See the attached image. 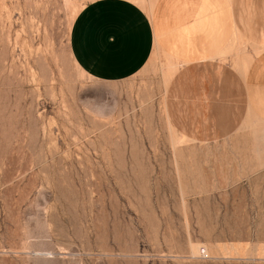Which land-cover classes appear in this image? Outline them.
I'll return each mask as SVG.
<instances>
[{
	"label": "rangeland",
	"instance_id": "1",
	"mask_svg": "<svg viewBox=\"0 0 264 264\" xmlns=\"http://www.w3.org/2000/svg\"><path fill=\"white\" fill-rule=\"evenodd\" d=\"M83 4L0 0V264H264V126L186 137L159 60L91 78Z\"/></svg>",
	"mask_w": 264,
	"mask_h": 264
},
{
	"label": "crops",
	"instance_id": "2",
	"mask_svg": "<svg viewBox=\"0 0 264 264\" xmlns=\"http://www.w3.org/2000/svg\"><path fill=\"white\" fill-rule=\"evenodd\" d=\"M71 54L91 78L128 79L153 60L174 70L169 118L186 137L264 126V0H83Z\"/></svg>",
	"mask_w": 264,
	"mask_h": 264
},
{
	"label": "built area",
	"instance_id": "3",
	"mask_svg": "<svg viewBox=\"0 0 264 264\" xmlns=\"http://www.w3.org/2000/svg\"><path fill=\"white\" fill-rule=\"evenodd\" d=\"M201 253H202V256L208 257V253L205 248H201Z\"/></svg>",
	"mask_w": 264,
	"mask_h": 264
},
{
	"label": "bare ground",
	"instance_id": "4",
	"mask_svg": "<svg viewBox=\"0 0 264 264\" xmlns=\"http://www.w3.org/2000/svg\"><path fill=\"white\" fill-rule=\"evenodd\" d=\"M173 72H174L173 69H172V70H168V71H167L168 76H171V75L173 74Z\"/></svg>",
	"mask_w": 264,
	"mask_h": 264
}]
</instances>
